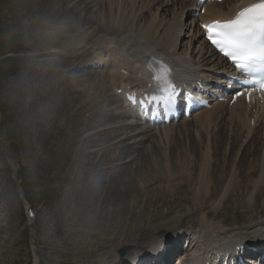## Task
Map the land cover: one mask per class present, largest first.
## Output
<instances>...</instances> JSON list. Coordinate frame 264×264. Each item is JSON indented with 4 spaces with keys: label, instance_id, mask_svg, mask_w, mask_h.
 Segmentation results:
<instances>
[{
    "label": "rangeland",
    "instance_id": "obj_1",
    "mask_svg": "<svg viewBox=\"0 0 264 264\" xmlns=\"http://www.w3.org/2000/svg\"><path fill=\"white\" fill-rule=\"evenodd\" d=\"M68 1L67 8L76 7L74 15H68L71 20L51 19V11L48 10L50 7L45 9L38 4L43 0H0V127L2 128L0 131V264H85V262L86 264H101L103 259L109 255V251L103 250L102 246L108 245L109 249L118 247V245H111L112 239L117 241L141 240L138 244L129 245L130 254L137 249H144L145 243L142 240H146L153 234L152 237L156 239L160 230L170 235L172 229L177 226L185 222L186 225L193 224L192 222L196 221V214L194 216L192 213V209L196 206L191 207L194 204H192L190 192L186 187H179L177 191L172 192V187L164 181L157 185L153 182L154 184L151 183L150 186L158 192L153 195L146 191V197L143 195L140 199L141 204L138 203V207L133 209L134 205L132 208V204L127 202L128 196L122 194L117 196L111 190H108L109 192L104 189L100 190L98 181L92 180L94 169L98 168L97 171H100V173H95L99 175H94L99 179L102 174L100 169L105 166L114 167L113 171L121 169L112 177L110 174L106 177L103 173V181L111 180L114 186L116 184L117 187L127 186L123 182L127 180L126 177L139 179L141 174L137 171L140 168L141 157H144L142 154L147 155L145 158L149 161H155L153 149L156 139L152 136L153 131L143 132L142 126H129L127 129L128 124L125 117L112 118L110 125L94 128L95 125L103 123L102 116H99L92 119L94 121L92 129L86 130L83 126L82 119L87 118L92 109L100 115L107 111L104 104L92 108L93 99H90V96L94 97L96 91L99 90L100 82L96 79V75L104 73L105 68L101 66L92 69L91 67L83 68L82 63H79L77 65L80 68L74 67L73 71L62 72L65 73L62 74L63 76L60 71L62 67H57L58 69L55 70L56 66L62 64L64 60L66 63L68 61V64L73 61L69 57L73 50L67 48L71 46L65 43V36L76 34L78 30L85 31L89 26L77 17L79 9L84 5L81 1L84 0H63V4L59 5L66 7L65 4ZM97 1L99 0H95ZM84 11L85 9L81 11L82 16L85 14ZM91 11L98 18H103L104 9L96 6ZM147 14L145 12V16ZM143 19L144 17L140 20L143 22ZM75 20L76 24L73 23ZM184 20L183 16L182 22ZM43 21H49L52 25L47 29L37 28ZM186 24L180 35H190L191 31L188 30V23ZM104 34L105 32H98L94 37L88 38V44L83 51L85 50L86 54L92 51H101L102 54L104 50L109 52L104 47L106 44L102 42ZM186 36L182 43L187 41ZM44 41L54 42L56 51L59 53L53 57L46 56V51L42 46L40 52L32 50L33 45L44 43ZM112 44L118 49H123L125 45L118 40H112ZM65 46L66 49H64ZM194 47L195 45L191 46L188 51H193ZM184 49L181 46L179 52ZM30 54L39 56L38 60L42 63L31 65L28 59ZM88 76L97 80L90 83V85L93 84L95 90L87 89L90 86L88 82H85ZM69 91L76 93L74 98H70ZM83 101L86 103H83L84 107L79 112L77 108ZM124 129H127V132L131 131L132 135L121 141V145L120 143L117 145L118 149L115 150L114 145L107 149L98 146V143L102 142L99 141L102 134L112 132V136H115ZM86 136L91 137L90 141H95L87 145L79 144L78 139ZM115 141L118 139L111 141L110 144ZM175 142H178V139H175ZM120 150H127L124 159L118 156ZM107 153L117 157L107 160L102 157ZM94 159L99 162L96 168H94L96 165ZM84 163L86 165L82 168ZM163 176L165 174L157 173L156 178ZM97 188H100L99 192ZM91 201L94 205L90 203ZM229 201L226 208H224V203L220 206L221 215L217 220L229 224L227 220H233L238 215L241 217L244 214L247 216L246 214L253 213L250 210H239L236 203ZM122 205H128L129 210L123 208ZM210 209L205 205L201 210L208 215ZM126 210L133 212L129 214L135 215L139 224H131L133 221L128 219L129 214ZM120 211L122 213L125 211L122 216ZM223 213L226 214L223 216ZM214 216L217 217V213ZM134 226H137V229L133 231ZM148 226L153 227L151 229L147 228ZM192 226H196L195 223ZM139 230L148 231L147 237L139 236ZM115 252H110L113 255L110 264L118 261L119 257Z\"/></svg>",
    "mask_w": 264,
    "mask_h": 264
},
{
    "label": "bare ground",
    "instance_id": "obj_2",
    "mask_svg": "<svg viewBox=\"0 0 264 264\" xmlns=\"http://www.w3.org/2000/svg\"><path fill=\"white\" fill-rule=\"evenodd\" d=\"M254 1L256 0H224L222 3H207L204 6V13L197 15L198 18L195 22L194 19H190L189 16L191 13L194 14L195 8L191 5L192 3L190 1L185 0H163L160 3L156 0L81 1V4L84 5L81 9H79L77 17L78 20H82L85 25L89 26L85 31L78 30L76 34L65 36V43H69L71 49L73 50L72 55L69 56L73 61L68 64V61L66 63L65 60L63 61V59H60L63 63L56 66L55 70L58 69L57 67H62L60 70L61 75L69 72L70 70L73 71L74 67H77L75 64L79 60L78 58H84L87 56V54H85V50L83 51V49L88 44V38L94 37L98 32H105L102 36V42L106 44V49L109 50V54L107 55V52L105 51V53L101 56V52H92L91 55L89 54V57L86 58V63L87 66L90 67L93 65L98 67L99 62L100 66H105L107 68L105 71L106 74L101 78L102 82L98 84V86L100 85L99 90H97L99 92L96 91L94 97L90 96V99H93L92 108L99 104H104L105 101L107 104L104 105V107L107 108V111L100 115L97 111H95V109H92L90 111V115L87 118L85 117L82 119V124L85 129H92L94 122L92 119L99 116H102L101 121H103V123L95 125L94 128L97 126L103 127L110 125L112 123L110 122L112 118L124 115L125 112L122 110L123 106H121L126 103L124 97L122 96L124 92H122V94H116V89H124L128 85H145L146 78L148 79L150 76L144 69V64L149 60L147 56L149 52L153 59H164L165 64L169 67V71L171 73L170 76H172V73H176V76L185 74L187 76L195 75L197 77H202L203 81L212 80L214 74L225 76L223 74L226 73L225 70L228 69L227 64L211 52L203 40L202 32H200L196 22L198 20L208 21L216 18L228 17ZM38 4L45 9L50 7L48 10L51 11V19L71 20L70 16L74 15V10L76 9V7L71 9L67 8L69 1L65 4L66 7L59 5L63 4V0H55V2L53 0H43V2ZM96 6L100 9H104L105 15L103 14L102 19L98 18L93 11L90 12V10ZM84 9L85 14L82 16L81 11ZM145 12L148 13L147 16H145ZM184 15H186V18L184 22H182ZM143 17L144 19L142 22L140 19ZM43 22H41L40 26L38 25L37 28L43 27L44 29H47L52 25L49 21ZM185 22L188 23V30L191 31L190 35L187 36L186 34L180 35L183 27L187 25ZM73 23L76 24L77 21L75 20ZM185 36L187 41L182 43L185 40ZM112 40H118L125 43L123 49L115 47L112 44ZM193 45H195L194 50L188 51ZM41 46L45 49L46 56L53 57L59 53L56 51L54 42L50 41H44V43H38L35 46L33 45L32 50L40 52L39 50ZM181 46L185 49L179 52ZM110 47L113 48V50H111ZM39 55L42 54L39 53ZM38 57L39 56L34 54H30L28 56L31 65L42 63L38 60ZM150 61H152V59ZM210 62L212 65L208 66L207 63ZM121 70H124L126 73H122ZM96 79L98 80L97 75ZM96 79L89 77L85 80V82H88L90 85V83ZM92 85H90L87 89H94ZM69 92L71 93L70 98H74L76 93H74V91ZM83 103L86 102L83 101L79 103L77 108L79 112L84 107ZM128 112L134 116L135 120H137L136 113L132 108H129ZM129 114L128 116H130ZM263 118L264 105L260 104L259 101L251 103L250 106L244 104L241 99H237V101L231 106H227V102H213L209 108L201 109L190 115L188 118H182L180 119V122H170L169 124L158 125L153 128H142V130L144 129L149 133L153 131L152 136L156 139L153 149L155 161H149L145 158L147 155H144V153L142 154L144 157H141L140 168L137 171L141 174L139 179L134 180L135 178L130 179L129 177H126L127 180H124L123 182L127 184V186L123 185L124 187H117V184L114 186L113 181L109 179H107L109 181H103V173L106 174V177H108V174L112 177L114 174H117L116 172L119 170L121 171V169L113 171L112 168L114 169V167L107 168L106 166V170H103L105 168L100 169L102 174L99 176V179H97L98 177L96 178L94 175H99L95 174L96 172L100 173V171H97L98 168H96L99 165V162L94 159V163L96 162L94 168L96 169H94V179L92 180L96 182L98 181L99 186L101 187V189L99 188L100 190L104 189L106 192L111 190V192L115 195L117 194V196L119 194L128 196L129 200L127 198V202L132 204V208L134 205L133 209L138 207L140 199L143 198V195L146 197L148 191L153 195L158 192H156L154 187L150 186L153 182L157 185L164 181L168 186L172 187V192L177 191L179 187H186L190 192V198L191 201H193L192 204H194V206L191 207L196 206L195 209H192L194 216L196 214V221L192 223H195L197 228L194 229V232L190 233L193 237L192 242H194V250L197 249L203 253H208L210 251H223L230 254L231 250L235 249L236 246L239 245L250 246L252 244H264V128L262 125L258 124ZM251 120L255 121L254 125L251 124ZM127 129H124L120 134L115 136H112V132L102 134V137L99 139V141L102 142L98 141V146L107 149L111 145H114L115 150L118 149L117 145H119V143L125 140V138L129 135H132L130 134L131 131L127 132ZM1 130L2 128L0 127V131ZM89 138L91 139L90 136H86L85 138L78 139L79 144L87 145V143L95 141H90ZM116 139H118V141L110 144L111 141ZM175 139H178V142H175ZM126 151L127 150L119 151V155H117L122 156L120 159H124ZM240 152L241 156H239ZM191 155L193 156L191 157ZM102 157L107 158V160H112L117 156L107 153L102 155ZM217 161L219 162L216 164ZM87 163L89 162L87 161ZM91 163L93 165V162ZM85 165L86 164L84 163L82 168H84ZM102 165L104 166V164ZM160 170L162 172H159ZM157 173H161L162 175L165 174V176L157 179ZM130 174L127 175L130 176ZM97 189H95V191ZM159 191L161 192L162 190ZM82 192H84L83 189ZM130 194H132V196ZM84 198H86L85 195ZM87 199L86 201H88ZM109 200L110 199H108V201ZM124 200L126 202L125 197ZM229 200L234 202L233 204L236 203L239 210H250L251 212L253 211V213L250 215L246 214L247 216L244 214L241 217L238 215V217H235L233 220H227L229 224L222 222V220H217L219 215H221V212L219 211L220 206L224 203V208H226L227 203L230 202ZM90 203H92V201ZM92 204L94 205V202ZM205 205L211 208L208 215L201 210ZM122 207L129 210L128 205H122ZM95 208L94 210H96ZM124 212H121V216ZM129 212L132 211L130 210ZM129 212L127 214H129ZM215 213H217V217L214 216ZM225 214L226 213H223V216ZM127 216L128 219L133 221V223H131L132 225H136L138 223L139 220H136L137 217L135 215L132 216L129 214ZM179 216L181 217V215ZM179 216L177 217L179 218ZM141 222L143 221L141 220ZM181 225L186 227V222ZM126 226H128V224ZM137 226H134L135 228H132V230L134 231V229H137ZM151 227L153 226H148L147 228ZM164 227H166V225ZM177 227H180V225ZM127 232L128 231H126V233ZM174 233V236L180 234L178 231H174ZM138 235L147 237L148 231L146 232L142 230ZM152 236L147 237V239L145 238L146 240H142V242L145 243V248H152L160 254L159 242L166 241L160 236L157 237L158 240ZM116 241V239H112L111 245H118V247H121L123 244H138L141 240ZM116 248L109 249L108 245L102 246L103 250L109 251V255L107 258L103 259L101 264H110L113 259V255L110 252H114ZM145 248L141 252H144ZM120 263H122V259H120L117 264ZM122 264H128V262L124 260Z\"/></svg>",
    "mask_w": 264,
    "mask_h": 264
},
{
    "label": "snow or ice",
    "instance_id": "obj_3",
    "mask_svg": "<svg viewBox=\"0 0 264 264\" xmlns=\"http://www.w3.org/2000/svg\"><path fill=\"white\" fill-rule=\"evenodd\" d=\"M201 27L205 29L208 40L232 60L239 72L249 73L257 67L264 68V0L243 8L234 19L212 21ZM170 75L165 66L155 76L164 85L162 91L166 102H171L175 94V85L171 82ZM244 82L253 83L252 80ZM255 83L257 89L264 92V79Z\"/></svg>",
    "mask_w": 264,
    "mask_h": 264
},
{
    "label": "water",
    "instance_id": "obj_4",
    "mask_svg": "<svg viewBox=\"0 0 264 264\" xmlns=\"http://www.w3.org/2000/svg\"><path fill=\"white\" fill-rule=\"evenodd\" d=\"M125 249L120 250V254L122 255L124 253Z\"/></svg>",
    "mask_w": 264,
    "mask_h": 264
}]
</instances>
